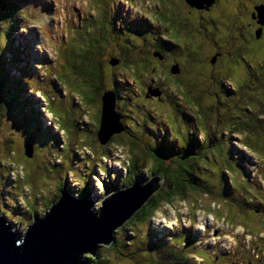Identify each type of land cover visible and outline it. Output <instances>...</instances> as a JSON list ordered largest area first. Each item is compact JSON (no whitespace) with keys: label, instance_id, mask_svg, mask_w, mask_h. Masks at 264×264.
Masks as SVG:
<instances>
[{"label":"rangeland","instance_id":"374dc122","mask_svg":"<svg viewBox=\"0 0 264 264\" xmlns=\"http://www.w3.org/2000/svg\"><path fill=\"white\" fill-rule=\"evenodd\" d=\"M116 7L114 0H0V14L1 9L11 14L9 24L0 26V218L13 231L24 232L68 191L77 199L89 197L97 208L124 190L122 185L129 188L137 177L148 182L156 176L148 175L157 159L177 165L180 176L167 181L187 189L185 201L163 203L133 229L123 232L118 226L110 239L113 248L100 245L98 254L85 252L80 262L88 257L97 259L93 264H171L168 255L178 251L165 242L190 233L194 243L182 245L194 250L190 264H264V155L251 150L257 140L250 129L256 110L247 101L252 88L259 91L253 97L264 102V77L259 84L251 78L238 93L237 79L224 82L230 91L222 101L211 99L202 86L170 85L162 71L141 70L146 82L139 83L137 66L121 59L110 67V61L138 46L117 44L130 28L124 20L132 19L121 15L138 12L124 6L120 13ZM9 32L16 34L9 38ZM263 57L264 50L254 69L264 67ZM93 58L107 67H93ZM83 65L95 70L89 81L82 78ZM102 70L116 74L108 81ZM95 84L117 95L115 112L123 130L108 141L119 138L125 146L97 142L102 91L97 97ZM203 84L219 91L210 80ZM129 141L136 146L131 155L144 164L138 175L123 178ZM167 185L163 180L156 190ZM153 232L157 239H150Z\"/></svg>","mask_w":264,"mask_h":264},{"label":"flooded vegetation","instance_id":"af4514ba","mask_svg":"<svg viewBox=\"0 0 264 264\" xmlns=\"http://www.w3.org/2000/svg\"><path fill=\"white\" fill-rule=\"evenodd\" d=\"M244 2L246 0H213L209 6L200 8L192 6L194 3L188 0H114L120 13L124 6L138 12L135 17L121 15L132 18L124 20L130 28L127 33L121 32V39L138 46L134 52L127 49L119 60L127 61L131 55L128 60L137 66L136 81L139 83L146 82L140 74L143 70L146 73L162 71L175 85L186 82L201 85L210 80L225 94L228 92L223 73L228 77L226 81L237 79V84L240 83L236 93L242 86L249 87L251 78L259 84L261 66L254 68L261 61L264 50V0ZM248 17L250 23L243 24ZM117 44L123 47L122 43ZM157 53L160 55L156 56ZM173 70L178 72L169 76L167 72ZM259 88L257 85L256 89ZM249 90L254 95L259 93L252 88ZM254 95L247 98L256 110L252 126L258 129V139L263 140L260 148L264 151V102Z\"/></svg>","mask_w":264,"mask_h":264},{"label":"water","instance_id":"95a60500","mask_svg":"<svg viewBox=\"0 0 264 264\" xmlns=\"http://www.w3.org/2000/svg\"><path fill=\"white\" fill-rule=\"evenodd\" d=\"M188 1L200 8L213 2ZM113 60L110 64L116 65L118 60ZM100 100L97 137L104 143L123 127L115 112L114 92L104 91ZM25 150L28 156L32 155L31 144ZM162 182V177L154 176L142 186L114 192L97 208L91 207L89 197L77 199L68 192L61 193L42 217H34L23 233L13 231L0 218V264H83L81 255H95L98 245L108 244L114 230L131 218Z\"/></svg>","mask_w":264,"mask_h":264},{"label":"trees","instance_id":"16d2710c","mask_svg":"<svg viewBox=\"0 0 264 264\" xmlns=\"http://www.w3.org/2000/svg\"><path fill=\"white\" fill-rule=\"evenodd\" d=\"M249 0H246V2H244V4H246L247 2H248ZM102 5V4H101ZM10 16H11V14H8V13H6L5 11H4V9H1V14H0V26L1 25H8L9 24V21H7V19L9 20V18H10ZM14 16V15H13ZM12 16V17H13ZM17 17V16H16ZM15 16H14V18L16 19V20H20L19 18H16ZM105 17V16H104ZM21 21V20H20ZM169 25V24H168ZM14 27H15V25H10L8 28H9V30H14ZM14 34H16V33H14V32H9V34H8V37L9 38H11L12 37V35H14ZM117 43H124L123 41H122V39H121V37H120V40H119V42H117ZM123 45V44H122ZM179 49V48H178ZM93 55V54H92ZM129 59V56L127 57V62L128 63H130L129 65H130V67H131V65L134 63V61H131V60H128ZM102 59L100 58L99 59V61L97 62L96 61V59L95 58H93L92 59V61H90L89 63H92V65H93V67L95 66L96 67V63L97 64H100V66L98 67V68H103V67H107V66H104L103 65V63H102ZM124 61H126V60H124ZM88 63V64H89ZM98 66V65H97ZM111 67V66H110ZM80 69L83 71V75H82V78L85 80V81H89V80H91L92 78H93V76L95 75V74H93L92 73V70H94V69H92L91 67H89V66H86V65H83L82 67H80ZM130 70V69H129ZM95 71V70H94ZM99 71V70H98ZM108 71V70H107ZM102 72L104 73V75H107V80L109 81L110 79H113V76H115V74L116 73H113L112 71L111 72H107V74H105V72L102 70ZM262 73L264 74V67H263V69H262ZM96 75H98L99 77H98V80L100 81V75L99 74H96ZM101 77H102V75H101ZM116 77H117V75H116ZM103 81L101 80V83H102ZM172 83H170V85H171ZM215 85V84H214ZM117 86V85H116ZM174 86H175V84H174ZM215 87H216V85H215ZM102 85L101 84H95V85H93L92 86V90H93V92L95 93V95H97V97H99V92L100 91H102ZM209 93H210V95H211V99L213 98L212 97V95H214L215 93L211 90V89H206ZM104 91V90H103ZM217 91V90H216ZM219 91H217L216 92V94L218 93ZM115 93V92H114ZM115 95H116V93H115ZM102 96V92H101V94H100V97ZM220 98H222L221 97V94H219L218 95ZM116 97H117V95H116ZM93 101H95L94 99H93ZM247 101L248 102H250V99L249 98H247ZM92 106H94V103L92 102V104H91ZM0 107H1V100H0ZM1 110V109H0ZM13 110V109H12ZM39 117H40V115H39ZM97 118V120L99 119V117H100V109H99V113L97 114V116H96ZM41 119V118H40ZM97 123V122H96ZM249 126V125H248ZM250 129L253 131V133H254V135H255V139L257 138V140H255L254 141V139H253V143H252V145H251V150L252 149H254V150H256L258 153H262L263 155H264V151L260 148V145L262 144V142L261 141H263L262 139H261V141L258 139V137H259V134L257 133V131H258V129H257V127L255 126V125H251L250 124ZM249 129V128H248ZM118 133H121V131L120 132H118ZM124 133V132H123ZM109 139V138H108ZM108 139L104 142V143H101L99 140L97 141L101 146H105V145H107L108 143L109 144H114V146H125L124 145V143H123V140L122 139H119L118 138V140L116 139L113 143H110L111 141H108ZM127 140V139H126ZM128 145H129V147H128V151H127V153H129L128 155H129V159L127 160V162H128V171H127V173H126V175L123 177V178H126L128 175H130L131 174V172H134V173H136L137 175H138V172H139V170L141 171V165H140V163L142 162V164H144V160H143V158H134L131 154V149H133V147H136V146H134L130 141H129V143H128ZM132 145V146H131ZM144 158H146V157H144ZM175 164V163H174ZM176 165V164H175ZM177 166V165H176ZM176 166L175 167H171L170 165H164V163L163 162H161V161H159V160H157V159H153V161H152V165H151V167L149 168L150 169V173H149V175L148 176H151V175H155L156 174V176L158 175V176H160V177H162V179L163 180H165V182H166V184H168L167 185V187H162V188H160L159 190H156L147 200H146V202L143 204V206L141 207V208H139L135 213H134V215L133 216H131V218H129L127 221H125L123 224H122V226H121V228H119L118 229V231L120 230H123V232H124V230L125 229H128V228H132L133 229V227H135V226H141V224L145 221V220H147V218H150V216H152L153 215V213L156 211V210H158V208L159 207H161L162 206V204L164 203H166V204H171L172 202H174L176 199L177 200H179V201H185V191L187 190V189H185V187H180V186H174V185H172L170 182H168L167 181V178L168 177H170V176H177V177H179L180 176V174H178V173H180L179 171H177L176 170ZM144 178L143 177H137V178H135L134 180H133V182L131 183V184H133V183H141V182H143L144 180H143ZM136 180H138V182L136 181ZM124 183V182H123ZM131 184L129 185V186H131ZM121 186V185H120ZM120 186H115L117 189L118 188H120ZM122 186H126V187H124V188H127V185L126 184H124V185H122ZM188 189H193V190H197L196 188H194V187H189ZM69 192V191H68ZM87 193H89V189L87 188V187H85V189H84V192H83V194H85V195H87ZM60 198V195H59V197H58V199ZM181 198L183 199V200H181ZM49 202V201H48ZM49 205H52L51 203H49ZM4 216V215H3ZM5 218V217H4ZM3 218V219H4ZM21 224V223H20ZM137 232V231H136ZM18 233H20V232H18ZM133 234L134 235H137L136 233H135V231L133 232ZM151 235H150V239H151V237L152 238H155V239H157L156 237H155V233L153 232V233H150ZM113 236V235H112ZM191 234L190 233H187V235L185 236V234L184 233H181V240H179V241H175L174 242V237L173 238H170L169 239V241H167V242H165L166 244H169V245H171L173 248L174 247H176V250L178 251V253L177 254H169L168 255V252H167V255L170 257L169 259H171V264H190L189 263V258L191 259V260H193L194 259V254L195 253H193V251L194 250H192V251H187V247H183L184 245V243H186L188 246H190V244L192 243H194V238L191 236ZM189 237H190V240H189ZM158 240H161V239H158ZM184 240V241H183ZM111 241V240H110ZM108 242V244H106V248L107 249H110V248H113V246H114V244L112 243L111 245H110V243L111 242ZM162 241V240H161ZM155 242H158V241H155ZM183 245V246H182ZM101 246L100 245H98L97 247H96V249H98V248H100ZM168 251V250H167ZM195 252H197V251H195ZM96 253V252H95ZM96 254H98V252L96 253ZM173 255H175L176 257L175 258H173ZM189 256H191V257H189ZM91 258V257H90ZM166 258H167V256H166ZM166 258H165V260H166ZM174 259H175V261H174ZM96 261H97V259L95 260V262L92 260V259H90V261L88 260V257H87V259H86V262L84 263V264H93V263H96ZM165 262V261H164ZM249 262H250V260H249ZM162 264H164V263H162Z\"/></svg>","mask_w":264,"mask_h":264},{"label":"clouds","instance_id":"9594fccd","mask_svg":"<svg viewBox=\"0 0 264 264\" xmlns=\"http://www.w3.org/2000/svg\"><path fill=\"white\" fill-rule=\"evenodd\" d=\"M196 4V3H195ZM114 5H115V3H114ZM204 6V5H203ZM199 7V6H198ZM259 7V6H258ZM258 17V16H257ZM119 19V18H118ZM160 55V53H157L156 54V56H159ZM117 59V58H116ZM118 60V62H120V60L119 59H117ZM114 61V60H113ZM116 65H118V63L116 64ZM116 65H112V66H116ZM262 69H263V67L261 68V76H263L264 77V74L262 73ZM178 72V71H177ZM177 72H175V70H173L172 71V73H177ZM223 79H227L228 77L226 76V73H223ZM224 81V80H223ZM225 82L226 83H228L229 85H231V81H230V79L229 80H225ZM171 83H173L172 82V80H171ZM225 84V83H224ZM190 85V84H189ZM192 85V84H191ZM190 85V86H191ZM196 87H191V88H193V89H196L197 87H199V86H202L203 87V89H208V88H205L204 87V84H201V85H199V84H194ZM260 86V85H259ZM263 87V89H264V86H262ZM225 88H226V91L228 92V91H230V90H228V87L225 85ZM104 91H112V90H104ZM104 91H102V93L104 92ZM113 92V91H112ZM217 92V91H216ZM216 92H215V94H214V98H215V100L216 99H218V100H220V101H222V98H220L218 95L219 94H221V97H224L225 99H227L228 97H229V94H225L224 92H218L217 94H216ZM235 93H236V91H235ZM115 94V93H114ZM115 97H116V95H115ZM116 102H117V99L115 100V105H116ZM114 105V106H115ZM99 109H101V100H100V108ZM101 115V114H100ZM97 123H100V117H99V119H98V121H97ZM97 139H98V137H97ZM256 151V150H255ZM257 152V151H256ZM250 160V159H249ZM252 161V160H251ZM254 164H256L254 161H252ZM147 181L146 180H144L143 182H141V183H135V184H133V186L134 185H140V186H142V185H144L145 183H146ZM130 187V186H129ZM125 189V188H124ZM69 193V192H68ZM70 194V193H69ZM26 230V229H25ZM21 233H23L22 231H21Z\"/></svg>","mask_w":264,"mask_h":264},{"label":"bare ground","instance_id":"6f19581e","mask_svg":"<svg viewBox=\"0 0 264 264\" xmlns=\"http://www.w3.org/2000/svg\"><path fill=\"white\" fill-rule=\"evenodd\" d=\"M5 219H3V221H4Z\"/></svg>","mask_w":264,"mask_h":264}]
</instances>
